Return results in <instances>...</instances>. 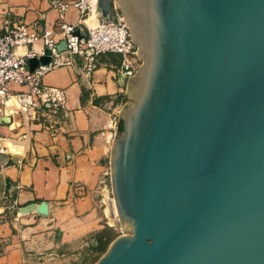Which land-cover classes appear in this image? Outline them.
I'll return each mask as SVG.
<instances>
[{
  "label": "water",
  "instance_id": "95a60500",
  "mask_svg": "<svg viewBox=\"0 0 264 264\" xmlns=\"http://www.w3.org/2000/svg\"><path fill=\"white\" fill-rule=\"evenodd\" d=\"M117 1L143 59L110 161L129 234L94 264H264V0Z\"/></svg>",
  "mask_w": 264,
  "mask_h": 264
},
{
  "label": "crops",
  "instance_id": "0c3cea01",
  "mask_svg": "<svg viewBox=\"0 0 264 264\" xmlns=\"http://www.w3.org/2000/svg\"><path fill=\"white\" fill-rule=\"evenodd\" d=\"M58 1L0 0V31L25 24L40 34L47 29L57 32ZM90 15L92 23L85 19L90 25L102 20L100 15ZM66 19L78 27L84 25L74 6ZM33 48L41 53L43 40ZM120 64V55L105 54L99 57L92 76L84 75L80 65L58 67L45 75L47 85L66 91V132L53 135L34 123L30 137L17 139L29 130L17 114L12 124L0 127L6 129L3 144L8 151L11 143L23 149L20 155L9 153L8 161L0 163L5 191L12 189L9 194L16 210L10 220L0 221V264H22L23 260L25 264H64L77 259L79 264H87L98 233L112 227V219L117 221L112 205L107 208L110 197L105 179L117 134L111 125L112 113L120 109L115 101L128 93L126 80L118 72ZM106 97L110 100L96 101ZM29 204L42 205L43 212H19Z\"/></svg>",
  "mask_w": 264,
  "mask_h": 264
},
{
  "label": "built area",
  "instance_id": "2783aa9c",
  "mask_svg": "<svg viewBox=\"0 0 264 264\" xmlns=\"http://www.w3.org/2000/svg\"><path fill=\"white\" fill-rule=\"evenodd\" d=\"M56 4L59 11L57 32L47 29L40 34L35 28L25 24L0 31V127L12 124L15 115H19L24 126L29 129L16 137L20 140L30 137V127L34 123L53 135L66 132V91L44 82L45 75L51 70L80 65L84 75L92 76L99 66V57L105 54L121 56L118 72L125 79L135 75L140 67L138 46L132 39L125 15L116 4L114 19L101 20L96 25L85 22L94 6L92 0H74L72 3L61 0ZM71 6L80 12L83 27L67 21L66 15ZM57 35L61 38L58 39ZM40 39L44 42V49L41 53H36L33 45ZM64 40L67 47L60 50L58 45ZM27 46L30 47L28 50L20 51ZM46 49L50 51V61L40 63L31 71L29 58L44 55ZM14 86H20L21 89ZM119 122V111L112 113L111 125L116 133ZM6 138L0 129V144ZM1 148L5 151L4 147ZM25 263L23 260L22 264Z\"/></svg>",
  "mask_w": 264,
  "mask_h": 264
},
{
  "label": "rangeland",
  "instance_id": "374dc122",
  "mask_svg": "<svg viewBox=\"0 0 264 264\" xmlns=\"http://www.w3.org/2000/svg\"><path fill=\"white\" fill-rule=\"evenodd\" d=\"M114 4H116L118 9L123 12L122 6H121L119 1L114 0ZM92 14H95L97 17V13L95 11V8L92 11ZM123 14H124V12H123ZM92 18L93 17H91V15H90L88 22L92 23ZM138 50H139V48H138ZM140 60H141V63H140V65H141L143 63V59H140ZM18 87H20V86H18ZM16 89H21V88H16ZM118 102H119L118 104L120 106V109H119V112H120V110L123 108V106L125 104L131 105L133 103V100H132L130 94L127 93V94H125V96L122 95V97H120ZM2 131L6 132V129L2 128ZM105 183L107 184L108 190H109L107 193V196L110 197L109 202H107V206H108L107 208H110V205H112L114 211H116L117 221L115 219H113V221H111V224L113 226L112 227L107 226L102 231L104 232L103 234L108 240L109 239L114 240L119 235L129 234V232L124 230L120 215L118 214V209H117L116 201H115V193H114V189H113V185H112L111 168H110V171L108 172V174L106 175ZM8 189L6 191L4 189L3 195L0 199V216H3V217H0V221L1 220H4V221L10 220V218L13 217L14 214H16V210L12 207V203H13L12 197L10 196V194H9L10 192ZM109 245L110 244L105 245V249L97 248L98 247L97 245L94 246L93 249L95 252L93 254L91 253V255H93V256L91 257L90 261L87 264H94L95 262H97L99 260V258L107 251ZM0 252H1V249H0ZM79 260L78 259L77 260H68L70 262L66 261V263H64V264H79Z\"/></svg>",
  "mask_w": 264,
  "mask_h": 264
},
{
  "label": "trees",
  "instance_id": "16d2710c",
  "mask_svg": "<svg viewBox=\"0 0 264 264\" xmlns=\"http://www.w3.org/2000/svg\"><path fill=\"white\" fill-rule=\"evenodd\" d=\"M120 97H122V95H120L118 98H117V100L115 101V102H117V101H119V99H120ZM103 100H110V97H106V98H104V99H97L96 101L98 102V103H100V102H102ZM124 129V124H123V121L120 119V122H119V132H121L122 130ZM104 232L103 231H101V232H99L98 233V235H97V238H98V243H97V248H102V249H105V245H107V244H110L111 243V241H112V239H107L105 236H104V234H103Z\"/></svg>",
  "mask_w": 264,
  "mask_h": 264
},
{
  "label": "bare ground",
  "instance_id": "6f19581e",
  "mask_svg": "<svg viewBox=\"0 0 264 264\" xmlns=\"http://www.w3.org/2000/svg\"><path fill=\"white\" fill-rule=\"evenodd\" d=\"M92 2H93V4H94V6H93V9H92V11L94 10V8H95V11H96V13H97V16H98V5H99V0H92ZM92 13V12H91ZM93 15H95V14H92V16ZM95 19V18H94ZM1 145V147H4V149H5V151L7 152V153H13V154H15V155H20V154H22V147L21 146H19V145H17L16 143H11L10 144V151H8V149H7V147L2 143V144H0ZM119 214V213H118ZM111 221H113V219L111 220Z\"/></svg>",
  "mask_w": 264,
  "mask_h": 264
}]
</instances>
